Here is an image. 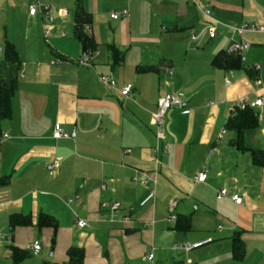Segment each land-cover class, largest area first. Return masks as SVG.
<instances>
[{"label":"crops","instance_id":"0c3cea01","mask_svg":"<svg viewBox=\"0 0 264 264\" xmlns=\"http://www.w3.org/2000/svg\"><path fill=\"white\" fill-rule=\"evenodd\" d=\"M30 1L0 0V58L8 39L21 61L11 117L1 123L0 136H7L0 142V233L6 235L0 242V264L65 262L70 246L84 249L83 264H264V167L254 165L251 157V149H264V106L253 109L258 124L243 132L240 146L235 132L226 128L234 100L264 98V33L243 34L250 45L241 52L242 68L211 64L219 50L229 47L230 26L264 24V0H41L55 12L69 9L68 16L56 17L48 46L41 41L40 15L28 13ZM77 6L90 16L84 28H91L88 36L98 51L91 67L73 63L83 47L73 36ZM205 7L219 22L213 38L206 19L197 13ZM123 9L126 16L110 17ZM145 13L160 23L139 34L134 23ZM104 15L118 21L106 37L100 20ZM16 17L21 21L19 37L6 27ZM184 28L197 33L190 35L192 42L206 32L208 41L215 40L192 73L170 55L156 64L160 56H151L145 46ZM110 45L122 53L118 64H113ZM53 58L61 62L52 64ZM99 74H111L119 88L131 86V95L114 92L100 82ZM165 93L179 95L183 109L166 113L162 143L168 151L162 153L155 151L152 113ZM56 124L68 138H53ZM222 128L227 132L218 142ZM214 144L219 151L211 155ZM53 160L59 165L51 175L46 164ZM201 170L207 177L197 182ZM138 171L155 180V197L143 206L139 202L151 186L133 181ZM221 188L227 195L218 198ZM234 194L242 196L240 204L231 199ZM172 200L182 226L169 219ZM103 201L120 202L113 221L100 210ZM40 213L56 220L55 232L51 226H36ZM14 214L28 216L29 223L11 225ZM125 215L131 221L122 222ZM77 218L87 225L78 227ZM235 236L243 245L241 258L232 254ZM207 237L212 242L189 252L171 248ZM34 240L41 246L36 255L12 258V247L27 250ZM149 252L151 260L145 257Z\"/></svg>","mask_w":264,"mask_h":264},{"label":"built area","instance_id":"2783aa9c","mask_svg":"<svg viewBox=\"0 0 264 264\" xmlns=\"http://www.w3.org/2000/svg\"><path fill=\"white\" fill-rule=\"evenodd\" d=\"M201 13L206 18V29L208 31L209 38L215 37L217 33V27H218V20L213 16V12L211 8L205 7L200 8ZM28 13L30 16H36L37 14L40 15L41 21H42V35L47 40L53 32L56 17H66L68 16L69 12L67 9H62L59 12H55L54 9L50 4L44 3L41 0H31L28 3ZM127 10L123 9L120 11H115L110 13V17L113 19H117L119 17H124L127 15ZM230 40L231 43L229 47L227 48V52L229 53H241L249 48V42L243 39V34L246 31L251 32H262L264 33V24H248L243 23L239 26H230ZM85 31L88 35L91 34V28L86 27ZM61 36H66V32L61 31ZM192 38H196V36H192ZM0 48V52H1ZM98 54L97 50H93L91 52H85L84 54L80 55L78 58H75L73 60V63L85 66V67H91L93 63L94 57ZM61 60L58 58H53L51 60L52 64H58ZM166 72L171 75L172 69L170 67H166ZM98 79L101 83H103L105 86L111 88L114 92L119 93L123 97H129L131 95L132 87L127 85L123 88H119L117 86V83L113 76L111 74H99ZM228 82V80H227ZM264 106V98L263 97H257L252 100H250L247 96H241L240 98L234 100L230 106H229V116H232L236 114L238 111H243L246 109H255V108H261ZM178 107L183 109V101L181 97L175 93H165L163 94L157 103L156 110L152 113V122L155 125L156 128V137H157V147L156 152L161 151L162 153H167L168 151V145L162 143V139L164 138L163 135V126L165 122V116L167 111L170 108ZM183 112H187V110H183ZM227 130L226 128H222L219 133L216 136V140L219 142L224 139L225 134ZM7 135L5 134L4 137L0 136V142L3 138H5ZM53 138H68L69 134L63 129V127L60 124H56L52 133ZM219 151L218 147L214 144L210 150L209 153L215 154ZM58 162L53 160L46 164V169L49 174H53L54 171L58 168ZM207 177V171L201 170L196 176L195 180L197 182H204ZM133 181L138 182L142 186H151V189L148 190L147 194L143 199L140 200L139 204L141 206L147 204L149 201H151L155 197V190L152 187L155 184V180L151 177V175L146 171H138L137 174L134 176ZM102 188H104V185H102ZM227 195V190L224 188H221L217 192V197L221 198ZM231 199L237 203L240 204L242 200V196L238 194L232 195ZM73 199H67V202H72ZM177 201L172 200L169 203V219L175 220L176 214H175V207H176ZM120 209V202L119 201H103L100 204V210L108 212L110 214L109 220L113 221V214ZM131 221L130 217L128 215L123 216L122 222H129ZM145 225H147V222L144 221ZM76 224L78 227H85L87 225L86 220L77 218ZM220 229L221 227L218 226ZM6 240V235L0 233V242ZM212 242L211 237H207L201 240L197 241H184V242H177L172 245V249L176 251L181 252H189L193 249L199 248L205 244H208ZM41 246L39 241L34 240L33 242L26 245V248L32 255H36ZM148 260H151L153 258V253L149 252L145 256Z\"/></svg>","mask_w":264,"mask_h":264},{"label":"trees","instance_id":"16d2710c","mask_svg":"<svg viewBox=\"0 0 264 264\" xmlns=\"http://www.w3.org/2000/svg\"><path fill=\"white\" fill-rule=\"evenodd\" d=\"M90 22V16L81 7L77 6L75 10V24L73 28V36L77 38L85 51L91 52L96 50L95 43L85 31V25ZM111 49L113 64H118L122 61V53L113 45ZM241 53H229L227 50H219L211 60L214 67L225 70L240 69L243 67ZM21 61L18 57V52L13 42L4 39L3 55L0 58V134L1 123L3 120L11 117V99L18 88V74ZM152 67H139L138 70L150 69ZM258 124V115L253 109L238 111L236 114L229 116L226 122V128L235 132V143L241 145V137L243 132L248 128L256 127ZM252 163L258 167H264V149H251ZM177 225L182 226L181 219L176 218ZM188 217L185 218V222ZM11 225L17 223L28 224V216L14 214L10 217ZM184 224V223H183ZM36 226H51L56 231L58 224L56 220L49 214L40 213L37 219ZM51 242H54L52 237ZM11 256L15 261H18L29 254L27 250H21L17 247H12ZM232 254L234 258H241L243 255V245L238 236L232 239ZM67 260L61 263L54 264H83L85 252L84 249L78 246H70L66 250Z\"/></svg>","mask_w":264,"mask_h":264},{"label":"rangeland","instance_id":"374dc122","mask_svg":"<svg viewBox=\"0 0 264 264\" xmlns=\"http://www.w3.org/2000/svg\"><path fill=\"white\" fill-rule=\"evenodd\" d=\"M65 9L69 11L67 7ZM197 13L202 17L204 16L201 13V10L198 8H197ZM203 19L204 20L206 19L205 16L203 17ZM100 20L104 22V25L107 28L106 31L102 32L103 37H106L107 34L109 36L112 35V30L114 29L115 24L118 21H111L109 20V17L105 15L102 16ZM158 23L160 22L157 20V18L155 17L151 18L150 14L145 13L142 16L140 22L134 23V29L139 34H140L139 30H141L142 34H145L147 31L155 29V26ZM20 25H21V21L19 22L16 17L13 19V21L10 20V22H8L6 27L8 28V31H11V33L19 37ZM169 27L171 26L169 25ZM192 33L197 34L191 28H184L183 30H179L174 33H166V36L162 37V41L156 45L146 44L145 46L151 49L152 52L151 56H153L154 53L160 56L156 58V62H155L156 64L159 61L158 58L163 59V58H167V56L170 55L173 57L174 61L178 63L177 65L181 66L182 68H185L187 72L192 73L195 72L197 69V60L205 57L208 54L209 46H211V44L214 45L215 42V40L208 41L207 32L206 34L201 35V37L196 42H192L190 40V35ZM41 41L43 42L44 46L50 45L49 39L46 40L45 38L41 37ZM206 41L207 43L205 44ZM196 73L193 74V80H192L193 83L197 80L196 76H194L196 75Z\"/></svg>","mask_w":264,"mask_h":264},{"label":"water","instance_id":"95a60500","mask_svg":"<svg viewBox=\"0 0 264 264\" xmlns=\"http://www.w3.org/2000/svg\"><path fill=\"white\" fill-rule=\"evenodd\" d=\"M85 53V49H84V47H82V54H84Z\"/></svg>","mask_w":264,"mask_h":264}]
</instances>
